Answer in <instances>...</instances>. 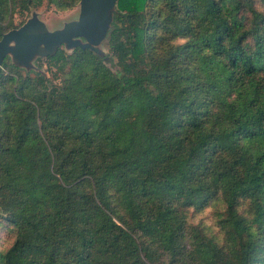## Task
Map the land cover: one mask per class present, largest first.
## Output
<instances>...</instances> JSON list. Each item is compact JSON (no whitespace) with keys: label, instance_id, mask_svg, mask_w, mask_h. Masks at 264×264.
<instances>
[{"label":"trees","instance_id":"16d2710c","mask_svg":"<svg viewBox=\"0 0 264 264\" xmlns=\"http://www.w3.org/2000/svg\"><path fill=\"white\" fill-rule=\"evenodd\" d=\"M44 2L82 0H0V41ZM106 36L2 59L0 264H264V0H116Z\"/></svg>","mask_w":264,"mask_h":264},{"label":"rangeland","instance_id":"374dc122","mask_svg":"<svg viewBox=\"0 0 264 264\" xmlns=\"http://www.w3.org/2000/svg\"><path fill=\"white\" fill-rule=\"evenodd\" d=\"M108 0H91V3L94 4H103L107 3ZM109 4L107 3V6ZM111 10V9H110ZM110 10L107 12L102 10H93L89 8L87 13V21L84 26V33L81 36L74 38L73 41L76 44L90 45L92 46V40H96L99 37L98 41L95 42V45L92 46L98 53H104L109 55V49L107 44V36L105 35L106 27L108 23L111 22L109 16L111 15ZM81 8L80 5L64 11L58 10L55 6H48L47 2H44V5L33 9L31 12L24 13L21 16L19 13H15L14 24L19 25L23 20L28 19L27 23L22 26L20 32L26 35H47L49 37H62L68 35L70 32L74 31L79 23ZM66 49L71 52L75 45H66ZM55 49V46H46L41 45L36 51L35 56L27 61H22V58L17 59L13 52L9 51L8 56H10V61L20 67L22 73L31 72L32 75H35L38 72H45L51 78L53 74L48 70L47 66L43 64L41 67L38 66L37 58L46 57L48 52H52ZM109 59V57H108ZM60 79H56V83H59Z\"/></svg>","mask_w":264,"mask_h":264},{"label":"water","instance_id":"95a60500","mask_svg":"<svg viewBox=\"0 0 264 264\" xmlns=\"http://www.w3.org/2000/svg\"><path fill=\"white\" fill-rule=\"evenodd\" d=\"M115 1L116 0H108L107 3L109 5L107 6V3H103L101 5V4H94L93 2L91 3V0H82L81 5H80L81 13H80V18H79V23L76 29L70 32L68 35H65L62 37L53 38L47 35L45 36L44 35L43 36L42 35H39V36L26 35L20 32V29L22 27L17 31H12V32L5 34L0 41V66H1L3 57L6 54H8L9 51L13 52L14 56L17 59L22 58V61L23 60L27 61L35 56L36 51H38L41 45L56 46L64 42L69 43V45L71 44L75 45L76 42L73 41V39L81 36L82 34H86L84 33V26L86 25V21H87L86 16L89 11V8L93 10H102V11L107 12V10H110V9L112 10L114 8ZM109 18L111 21V15L109 16ZM109 23H108V26L106 27L105 35L109 27ZM98 39L99 37H97L96 40H92V43H93L92 46L95 45V42H99Z\"/></svg>","mask_w":264,"mask_h":264}]
</instances>
